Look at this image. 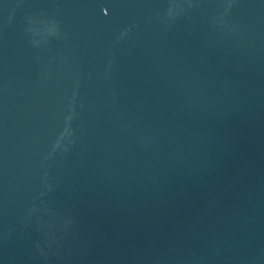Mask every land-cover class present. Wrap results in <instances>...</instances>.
<instances>
[{
  "label": "water",
  "instance_id": "water-1",
  "mask_svg": "<svg viewBox=\"0 0 264 264\" xmlns=\"http://www.w3.org/2000/svg\"><path fill=\"white\" fill-rule=\"evenodd\" d=\"M0 264H264V0H0Z\"/></svg>",
  "mask_w": 264,
  "mask_h": 264
}]
</instances>
